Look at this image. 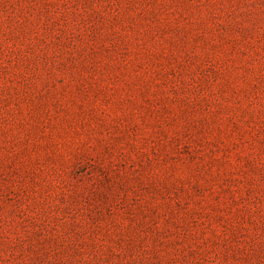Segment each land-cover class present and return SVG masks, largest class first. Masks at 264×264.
Instances as JSON below:
<instances>
[{
  "label": "rangeland",
  "instance_id": "374dc122",
  "mask_svg": "<svg viewBox=\"0 0 264 264\" xmlns=\"http://www.w3.org/2000/svg\"><path fill=\"white\" fill-rule=\"evenodd\" d=\"M0 264H264V0H0Z\"/></svg>",
  "mask_w": 264,
  "mask_h": 264
}]
</instances>
